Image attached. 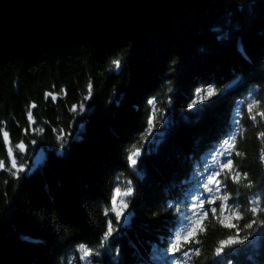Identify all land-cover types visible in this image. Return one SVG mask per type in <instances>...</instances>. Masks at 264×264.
<instances>
[{
    "label": "trees",
    "instance_id": "trees-1",
    "mask_svg": "<svg viewBox=\"0 0 264 264\" xmlns=\"http://www.w3.org/2000/svg\"><path fill=\"white\" fill-rule=\"evenodd\" d=\"M208 88L217 95L196 102ZM253 101L258 107L249 113ZM261 111L264 0L196 2L104 45L82 42L28 61L11 58L0 66V264H264V211H244L254 199L264 205V118L251 119ZM3 131L27 168L18 175L7 170ZM233 134L241 155H221ZM41 148L46 157L33 170L31 153ZM229 158L233 173L225 170L220 179L240 219L234 207L222 215L219 199L209 205L221 193L203 187ZM236 168L239 183L231 179ZM129 187L125 219L117 221L116 189ZM200 199L216 214L209 211L198 226L199 244L173 254L170 241ZM229 215L244 243L217 257L220 242L236 234L218 222ZM109 221L114 232L101 246ZM80 245L92 254L82 259ZM188 248L200 255L185 257Z\"/></svg>",
    "mask_w": 264,
    "mask_h": 264
},
{
    "label": "water",
    "instance_id": "water-1",
    "mask_svg": "<svg viewBox=\"0 0 264 264\" xmlns=\"http://www.w3.org/2000/svg\"><path fill=\"white\" fill-rule=\"evenodd\" d=\"M207 0H0V66L105 43ZM38 153L32 167L45 159Z\"/></svg>",
    "mask_w": 264,
    "mask_h": 264
},
{
    "label": "snow or ice",
    "instance_id": "snow-or-ice-1",
    "mask_svg": "<svg viewBox=\"0 0 264 264\" xmlns=\"http://www.w3.org/2000/svg\"><path fill=\"white\" fill-rule=\"evenodd\" d=\"M113 63L117 67H119L120 65L119 60H116ZM88 90H89V95H91V90H92L91 84L88 85ZM47 95H51V93L46 94V98H47ZM215 95H217L216 89L208 88L204 92L197 93V96L199 99L196 102H202L203 100L210 99L211 97ZM53 99H55V96H53ZM150 103L154 105L155 101L154 100L150 101ZM194 106H195V103L190 105V107H194ZM31 107L35 108L36 105L33 104L31 105ZM257 107H258V102L253 101V103L248 105L249 113H251L253 109ZM73 110H75V108ZM27 115H28V119L30 123H35V120L32 116L31 111H29ZM257 115L264 118V111L258 112L256 115H252L251 119L255 121ZM155 119H156V115H155V111H153L152 113H150V116H149V126H150L149 135H151V128L155 127ZM236 123L238 124L239 122L236 121ZM25 131L27 132V129H25ZM236 132L237 134L242 133L243 128H237ZM259 135L261 139H264V132H261ZM3 139L8 145L7 151H8V155L11 157V168L7 170L11 171L12 169H15V171L12 174L18 175L19 172L24 170V166L18 165L17 163V159L15 155L13 154V148L11 146V140L9 137V133L7 131H3ZM236 140H237V135L233 134L228 141H225L226 147L224 148V151L221 153V155H227L228 157H231L233 151H235V154L237 156L241 155L239 151L235 150ZM16 148L20 151L26 150V146L24 145L23 142L17 143ZM262 153H264V149H262ZM140 155H141V149L137 148L134 151H132L129 159L133 166L137 164V158ZM261 159L264 160V155L261 156ZM4 167L5 166H4L3 161H0V169H4ZM234 168L235 166L233 164V160L231 158L227 159L225 162H223L220 165V168L218 171L213 172L212 175L206 179L205 183L203 184V187L207 190L208 193H221V195L219 196L213 195L210 199H208L207 203L209 205L215 204L216 200L219 199L222 201V204L220 206L222 215H224V213L229 207H234L236 209V219H240L242 218V216L240 215V212H241L240 206L238 204H233V205L228 204L230 195L226 191H224V189L227 188V183L225 182V180L220 179L221 175L225 172V170H227L228 174H232ZM243 178L247 179V173H244ZM231 179L237 183L240 182L241 174L238 168L235 169L234 175H231ZM248 186L251 187V182H249ZM132 192H133V189L131 187L127 188V190L124 191L123 193H121V190L117 188L116 197L118 199L121 196H124V197L131 196ZM117 199H113L112 204H113V210L116 211L117 221H119L121 219H125V217L123 216V211L124 209H127L128 203L124 200H119L121 207L117 209L116 208ZM249 203H250V207H246L244 210L245 212H251L253 216H256L261 211H264V205H262L259 199H254L250 201ZM204 205H205V200L200 199L198 204L193 205V208H192L193 215L185 217V220L187 221V225L184 228H182L180 232L175 234L174 238L170 241V251L173 254L177 252H181L186 244H191L193 242L196 244L200 243V241L195 239V237L198 235L199 231H203V228H199L198 226L201 224L202 219L208 216L209 211L213 214V216H215L216 211H217L216 207H210L208 209H205ZM193 217H195V219H193ZM217 219H218V222L223 227L228 228V229H236V234L234 236H229L228 239L222 240L220 242V247L216 248L215 255L217 257H221V256L228 255V253L225 252V248H230L233 245L238 244V243L242 244L244 243V239H241L239 235L241 229L237 226V224L231 222L232 220L231 215L227 216L226 219H219V218ZM256 223L257 221L253 219L249 223H247L244 227L247 229H251L253 225ZM259 223L264 225V220L259 221ZM113 232H114L113 225L111 221H109L107 225V231L105 232L104 237L102 238L101 246H103V242L107 241L108 238L113 235ZM80 250L83 253L82 259L92 254L91 249H88L85 245H80ZM193 254L197 256L200 255L199 248H188L187 251L183 252V255L189 258H191Z\"/></svg>",
    "mask_w": 264,
    "mask_h": 264
},
{
    "label": "rangeland",
    "instance_id": "rangeland-1",
    "mask_svg": "<svg viewBox=\"0 0 264 264\" xmlns=\"http://www.w3.org/2000/svg\"><path fill=\"white\" fill-rule=\"evenodd\" d=\"M197 2H200V1H197ZM207 2V1H206ZM195 4V3H194ZM193 5V4H192ZM186 6H188V5H186ZM179 11H180V9H179ZM175 13H177V12H175ZM175 13H173V14H175ZM172 14V15H173ZM172 15H170V16H172ZM169 17V16H168ZM168 17H166V18H168ZM166 18H164V19H166ZM163 19V20H164ZM162 20V21H163ZM162 21H160L159 23H162ZM159 23H155V24H159ZM151 25H153V24H151ZM149 27V26H148ZM138 29V28H137ZM134 31V30H133ZM116 39V38H115ZM71 49V48H70ZM42 150H44L43 148H41V149H37V150H35V152L33 153H31V157H32V161H33V163H35V161H36V157H37V155H38V153L39 152H41ZM25 151L26 150H24V151H22V152H24L25 153ZM220 157H222V156H220ZM219 159V158H218ZM10 160H11V157H10ZM205 165L207 166V165H209V163L208 162H205ZM24 170H27V168L26 167H24ZM23 170V171H24ZM127 189H123V191H121V193H123L124 191H126ZM115 197H116V194H115ZM128 197L129 196H127V197H124V196H121V197H119L118 199H117V197L115 198V199H117V205H116V208L117 209H119L120 207H121V205H120V203H119V200H124V201H126L127 202V199H128ZM126 209H124V211H125ZM124 211H123V213H124ZM116 212V211H115Z\"/></svg>",
    "mask_w": 264,
    "mask_h": 264
}]
</instances>
